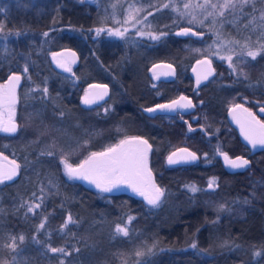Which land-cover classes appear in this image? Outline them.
Here are the masks:
<instances>
[{"label": "trees", "instance_id": "16d2710c", "mask_svg": "<svg viewBox=\"0 0 264 264\" xmlns=\"http://www.w3.org/2000/svg\"><path fill=\"white\" fill-rule=\"evenodd\" d=\"M188 1L150 4L152 31L165 35L136 44L105 39V33L95 40L93 30L106 32L111 22L103 24L85 0H0V83L22 75L17 131L0 133V153L20 167L15 180L0 182V264H264V152L250 155L227 121L231 106L256 109L264 102V52L247 62L237 80L223 63H214L215 79L193 94L188 71L198 59L196 50L212 41L211 21L205 27L187 24L170 5L161 7ZM261 9L255 2L233 15L248 21ZM160 15L165 18L156 21ZM183 28L204 37L178 35ZM234 28L219 26L220 37L243 40ZM68 48L80 61L72 74L55 70L50 60L52 52ZM161 61L176 66V80H152L149 69ZM93 83L108 85L110 97L84 106L82 96ZM182 93L200 101L195 132L178 119H151L142 111ZM134 136L152 144L151 169L164 190L157 205L102 192L64 174L62 155L75 166L91 152ZM179 148L195 152L197 162L169 166L167 157ZM219 152L251 158V166L229 174ZM210 181L217 190H208ZM69 215L71 222L62 227ZM118 224L128 236L116 231ZM12 238L15 248L8 246ZM52 247L64 252L53 253Z\"/></svg>", "mask_w": 264, "mask_h": 264}, {"label": "snow or ice", "instance_id": "6c2138e0", "mask_svg": "<svg viewBox=\"0 0 264 264\" xmlns=\"http://www.w3.org/2000/svg\"><path fill=\"white\" fill-rule=\"evenodd\" d=\"M249 3V0H226V2L221 5L223 8H230L233 11H242L244 6ZM187 7V5H185ZM213 9L217 7L216 4L211 5ZM221 16H223V12L219 13ZM151 15V13H149ZM208 15H212L211 12L208 13ZM146 19V17H145ZM195 19V17H193ZM255 19V18H253ZM261 20L264 21V14L261 16ZM127 23L128 21H124ZM139 22V21H137ZM202 23V21H201ZM264 27V25H261ZM2 28V26H0ZM96 35L99 36L104 29H96ZM121 31L119 28L114 30H108L109 36H117V37H124L125 32ZM189 33L192 35H202L198 32H193L191 28H183L178 35H185L187 36ZM138 35L141 36H149L152 40H158L161 36L165 35V33H160V35H156L152 32H146L143 30H138ZM17 36L21 35V33H16ZM43 35L45 37L48 36V32H44ZM219 39V35H218ZM215 43V41H214ZM229 45L233 44H239V41H229ZM221 44H223V41H221ZM244 49H247L246 55L248 57H251L253 60L256 59L258 55L261 54V52H264V44L260 46V48L256 50H252L251 47L248 46V44L241 45V51L238 55L239 60H243L244 57ZM229 52H232L235 54V49L232 47H229ZM196 51H199L197 49ZM57 54H53L55 57ZM75 56V53L72 54ZM221 59H225V57L221 56ZM227 60L229 61V66L232 67V55H228ZM74 62V61H73ZM197 63H203L209 66L208 72L204 75L203 79L207 80L208 76L212 74L211 69V61L208 59L204 60H198ZM57 64L64 68L65 71L71 72V68L67 66V61L61 62L57 61ZM158 67V66H153ZM168 68H171V65H167ZM25 73L28 72V65L25 64V67L23 69ZM233 71H235V68H233ZM174 72H165L163 75H173ZM160 74L154 73L153 78L159 79ZM21 81V76L17 74H12L8 77L6 84H0V103L6 105L8 107V110L10 112V116L8 121H0V131L7 132V133H15L17 131V124L13 122L12 116H14L15 113V104L17 102L16 97V87L19 85ZM199 83V80L197 81ZM90 87L94 88H100L103 89V95L107 94V85H90ZM43 92L47 93L48 89L47 87L43 88ZM102 98V95L101 97ZM182 101H185L182 103ZM83 102L85 104L92 103L93 101L88 98L87 95L83 98ZM194 105L192 101L184 96L181 95L178 99L171 100L168 103H159L156 104L154 107H148L145 108L144 111L147 113H157L164 112L165 110L168 111H178L180 109H190L193 108ZM241 105H235L232 109L233 112V119H236L238 123H240V120L238 116L235 114V110L237 108H240ZM245 112H247V109H244ZM264 111V109H262ZM249 116H251V113H249ZM258 123V122H257ZM242 131L245 133V138L250 141V143L255 146L257 144L264 145V133H262L259 137L252 134L250 131H245L244 125H241ZM261 129H264V124L260 125ZM189 131H192L191 126L189 125ZM151 145L149 144L148 140L143 139L139 136L137 137H131L128 139H123L119 142V144L115 146H110L104 151L100 152H91L89 156H87L85 159L81 160L78 164L73 166V164L68 162V159L66 156H61V163L64 165V174L69 180L72 179H82L85 181H89L90 183L94 184L96 188L100 189L102 192H111L113 189L118 188L120 185H127L132 189L133 192L139 194L140 196L144 197V199L147 201L149 205H157L160 201L161 196L164 194V190L157 186L153 180H152V173L148 168L147 164V154L148 151L151 149ZM219 151V149H217ZM179 153H187V156H179ZM48 155H53L51 151L47 153ZM70 154V153H69ZM221 155H223L226 163L234 168V169H242L245 168L249 161L247 159H244L243 157H236L235 159H232L228 156L226 152H221ZM198 157L195 152H190L187 148H181L177 151L172 152L167 157L168 164H176L179 162V160H196ZM6 159V157H5ZM15 165V162H12ZM19 167V165H15L10 171L6 173H0V182L3 180H11L13 176L16 175V169ZM213 186V182H209V187L211 188ZM190 190L192 192L198 191V189L192 185L189 186ZM35 195V194H34ZM35 208H40L41 205L39 203L35 204ZM221 210L225 208V205L219 206ZM29 212L33 211V207L28 208ZM46 219V218H45ZM72 217L71 215L68 216L67 220L65 221L64 225L62 227H67L68 223L71 222ZM128 220L131 221L132 217L129 216ZM44 223L42 222L39 227L44 228ZM116 231L118 233H122L123 236H128L129 232L127 227H121L119 224L116 226ZM13 239V243L11 245H8L9 247L15 248V238ZM20 241L24 240L23 236L19 237ZM195 244H193V248H195ZM51 252H64V249L62 248H50ZM137 255H140L138 252ZM255 257H260L261 252L257 251L254 253Z\"/></svg>", "mask_w": 264, "mask_h": 264}, {"label": "rangeland", "instance_id": "374dc122", "mask_svg": "<svg viewBox=\"0 0 264 264\" xmlns=\"http://www.w3.org/2000/svg\"><path fill=\"white\" fill-rule=\"evenodd\" d=\"M157 0H96L93 2V7L97 9V12L99 14V19L102 21L103 24H107L111 22L110 26L111 29L109 30H114L119 28L121 31H124L127 29L125 32V36L122 37H117V36H109L108 31L105 32V29L102 33H105L106 38H112L114 39H125L126 40H132V43H139L138 40H152L149 38V36H141L138 35L137 32L138 30H143L146 32H152V26H155V21L154 19L150 18L149 11H146V9L150 6V4H155ZM226 2V0H189L186 3H171L167 4L164 3L162 4V8L170 5L171 9L176 11L177 15L179 16L181 22L187 23V24H194L195 26L198 27H205V25L208 24V21H211L209 23V26H211L212 29V41H210L208 44H205L202 46L199 51L196 52V55L199 58L202 57H208L210 58L214 63H223L226 67H228L230 73L233 75L234 80H237L240 75H244L243 72L245 70V66L248 64V61H254L251 57H248L246 55L247 49H244V57L243 60L238 59V55L241 51V45L248 44L249 47L252 48V50H256L260 48L262 43H264V27L261 25H264V21L261 20L262 14H264V0H249L248 4H254L255 2H260L262 4V9H261V14L257 18L256 16L253 18H250L248 21H242L237 20V17L234 16L233 14L239 12V11H233L230 8H223L221 5H223ZM216 4L217 7L213 9L211 5ZM187 5V7H185ZM245 5V6H246ZM244 6V7H245ZM211 12L212 15H208V13ZM223 12V16H221L219 13ZM233 12V13H231ZM228 14V15H227ZM226 16V22L228 24L233 25L235 28V31L241 35L243 40L236 39L234 36L231 39H223L220 37L221 32L219 29V26L224 25L222 18ZM146 17V19H145ZM195 17V19H193ZM165 15H160L156 17V21L164 19ZM211 19V20H210ZM128 21L125 23L124 21ZM139 21V22H137ZM202 21V23H201ZM218 24H221L218 26ZM105 28V27H103ZM99 29V28H96ZM96 29L93 30L94 33H96ZM102 33L99 35L101 36ZM132 36H128L131 35ZM156 35H159L158 33H155ZM219 35V39H218ZM95 37H99L96 34L94 35ZM156 41V40H152ZM215 41V43H214ZM221 41H223V44H221ZM229 41H239V44H233L229 45ZM229 47H232L235 49V54L232 52H229ZM51 55V54H50ZM232 55V67L229 66V61L227 60V56ZM261 55V54H260ZM258 55L256 59L260 56ZM150 56H154V54L150 53ZM223 56L225 59H221L220 57ZM255 59V60H256ZM71 68L70 74L73 73L74 68L72 65H69ZM233 68H235V71H233ZM87 92V91H86ZM85 92V93H86ZM178 96V95H177ZM248 102V101H247ZM264 105V102L262 103ZM235 106V105H233ZM243 109H247L248 113H251L254 115V112L256 109L249 108V106L246 103L241 104ZM2 116L4 119H6L9 115L10 112L7 113L5 110H2ZM14 120L18 119V107L15 106V113L13 116ZM264 123V119L262 120ZM2 131H0L1 133ZM131 138V137H128ZM126 138V139H128ZM149 154H147V164L148 168L150 171L152 169L150 168L149 164ZM152 176L154 177L153 172ZM152 177V178H153ZM78 181H81L85 183L86 185L100 190L96 188V186L89 181H85L82 179H75ZM209 185V184H208ZM214 189L212 191L217 190V183L214 181L213 182ZM162 198V196H161ZM160 198V200H161ZM147 202V201H146ZM159 203V202H158ZM121 227H126V226H121ZM122 234V233H120Z\"/></svg>", "mask_w": 264, "mask_h": 264}, {"label": "water", "instance_id": "95a60500", "mask_svg": "<svg viewBox=\"0 0 264 264\" xmlns=\"http://www.w3.org/2000/svg\"><path fill=\"white\" fill-rule=\"evenodd\" d=\"M95 1L96 0H85V2H87V3H93ZM192 31L196 32L195 30H192ZM188 35L192 36L195 39H202L204 37L203 34L202 35H192L191 33H189ZM182 36L185 37V35H182ZM73 53H75V56L72 55ZM53 54H57V55L54 57ZM204 59H208V60L211 61V69L213 70L212 74L210 76H208L207 80L203 79V77L208 72L209 66L206 65V64H203V63H197L198 60H204ZM50 60H51V63H52V65H53L55 70H57L59 72H63V73H69L68 71H65L64 68L60 67L57 64V61H61V62L67 61V66L69 67L68 62H70L72 65H76V63L79 60V56H78V54L76 53V51L74 49L68 48V49H63V50H60V51L52 53L51 56H50ZM154 65L158 66V67H153ZM154 65L151 67V70H150L152 75H154V73L160 74L159 78H163V79L168 80V81H171V80L175 79L176 67L173 64H171L169 62H158V63H156ZM167 65H171V68H168ZM165 72H174V74L165 76V75H163V73H165ZM17 75H20V74H17ZM190 75H191V77L193 79V91L197 92V91L201 90L209 81H211L216 76L215 64L208 57L199 58L193 63V65H192V67L190 69ZM198 80H199V83H197ZM21 81H22V76H21ZM21 81H20V83H21ZM91 85H106V84L93 83ZM18 86L19 85H17V87H16L17 102H16L15 106H18V104H19V97H18V93H17ZM110 94H111V90H110V87L108 85H107V94L106 95H103V89L94 88V87H90L89 86L86 95L93 102L89 103V104H85L83 102V104L85 106H91L93 103L103 102V101H105L106 99H108L110 97ZM101 95H102V98H99V97H101ZM184 96H186V95H184ZM186 97H188V96H186ZM178 98H176V99H178ZM188 98L192 101V99L190 97H188ZM183 102H185V101H182V103ZM192 103L194 105L193 108L180 109L178 111L165 110L164 112H159L158 111L157 113H147V112L144 111L145 108L143 109V111L149 117H156V116H160V115H176L179 111H181L182 114H191V113L195 112V110H196V105L194 104L193 101H192ZM0 109H8V107L6 105L0 103ZM232 109H230L229 112H228V120H229V122H230V124L232 126H234L235 128L238 129L241 141L250 149L252 155H257V154H260V153L264 152V145L257 144L255 146H253L250 143V141L245 138V133H244V131H242V127H241V125L243 124L245 131H250L252 134H254L257 137H259L262 133H264V129L260 128V125L263 124V123L260 122L258 119L254 118L252 116H249V113L245 112L242 107L237 108L235 110V114L238 116V118L240 120V123H238L236 119H233ZM262 109H264V107L260 108V111H259V116L260 117H264V111H262ZM8 119H6V120L3 119L2 112L0 110V121L6 122V121H8ZM12 119H13V116H12ZM13 122H15L17 124V128H18V122L16 120H14V119H13ZM3 133H5V134H13V133H7V132H3ZM178 155L179 156H187V153H179ZM218 156H219V158L221 160V163H222L224 169L229 174L244 173L251 166V163H252L251 159L243 157L244 159H247L249 161V164L245 168L234 169V168L230 167L226 163L223 155H221V152L218 154ZM5 157H6V159H5ZM236 157H238V156H236ZM236 157H230V158L235 159ZM239 157H242V156H239ZM197 160H198V158L196 160H190V159L189 160H179V162L176 163V164L170 165V164H168V162H167V164L169 166H171V167H176V166L185 165V164H193V163H196ZM12 162H13L12 159H10L9 157H7V156L3 155L2 153H0V173H6V172L10 171L15 165H18L15 161H14L15 165ZM19 172H20V167H18L16 169V175L13 176V178L11 180H3V181H13V180H15L18 177ZM213 189H214V186H212L210 188L209 185H208V190L209 191H212ZM118 191H130L131 193H135L127 185H120L119 188H118Z\"/></svg>", "mask_w": 264, "mask_h": 264}, {"label": "flooded vegetation", "instance_id": "af4514ba", "mask_svg": "<svg viewBox=\"0 0 264 264\" xmlns=\"http://www.w3.org/2000/svg\"><path fill=\"white\" fill-rule=\"evenodd\" d=\"M95 40H97V37L95 38ZM63 50V49H62ZM58 51H60V50H58ZM55 52H57V51H55ZM52 53H54V52H52ZM51 53V54H52ZM51 56V55H50ZM79 60H78V62L76 63V65H72L70 62H68V64L69 65H72L73 66V68H76L78 65H79ZM161 62H165V61H161ZM158 63V62H157ZM170 63V62H169ZM156 64V63H155ZM172 64V63H171ZM154 65V64H153ZM152 65V66H153ZM174 65V64H173ZM151 66V67H152ZM175 66V65H174ZM151 67H150V69H149V72H150V70H151ZM176 67V66H175ZM191 69V68H190ZM190 69H189V71H188V74H189V78H190V82H191V86H192V93L193 94H195V93H197V92H200L201 90H199V91H197V92H195V91H193V79H192V77H191V75H190ZM21 75V74H20ZM150 75L152 76V80L154 81V82H156V83H158V82H161V81H163V82H172V81H174V80H176L177 78H178V71H177V68H176V76H175V79L174 80H171V81H168V80H165V79H163V78H159V79H154L153 78V76L154 75H152L151 74V72H150ZM22 76V75H21ZM215 79V77L211 80V81H209L207 84H209V83H211L213 80ZM6 82H7V80L4 82V83H0V84H6ZM22 83V82H21ZM21 83L19 84V86H18V91H17V93H18V97L20 98V88H21ZM206 84V85H207ZM205 85V86H206ZM90 86V85H89ZM89 86H88V88H89ZM204 86V87H205ZM203 87V88H204ZM88 88H87V90L86 91H88ZM85 91V92H86ZM87 93V92H86ZM86 93H84V95L82 96V99H81V103L83 104V98L85 97V95H86ZM188 93H190V92H188ZM181 95H186V96H188V97H190L191 99H192V101L194 102V104L196 105V110H195V112H193V113H191V114H182L181 113V111H179L176 115H160V116H156V117H149V116H147L145 113H144V111H143V109L144 108H142V111H143V113L147 116V117H149V118H151V119H154V118H157V117H164V118H167L168 120H175V119H178L180 122H184L185 124H186V126L189 128V125L191 126V128H192V131H197L198 130V126H197V120H198V118L194 115L195 113H196V111H197V106H198V102H200V101H198V99H197V97L194 95H190V94H184V93H182V94H180V95H178V96H176V97H174V98H172V99H170V100H168V101H166V102H163V103H167V102H169V101H171V100H174V99H176V98H178V97H180ZM245 101V100H244ZM99 104H101V102L100 103H93L90 107H93V106H96V105H99ZM84 105V104H83ZM238 105H241V104H238ZM85 106V105H84ZM155 106V105H154ZM154 106H150V107H154ZM242 107V106H241ZM261 107H264V105L263 104H258V106H257V108H256V110H255V112H254V115L253 114H251V116L252 117H254V118H256V119H258L260 122H262L263 123V119H264V117H260L259 116V111H260V108ZM145 108H148V107H145ZM232 108H234V106H231L229 109H228V111H227V121H228V123L230 124V122H229V120H228V112H229V110L230 109H232ZM243 108V107H242ZM249 108H251V107H249ZM2 110H5V112H7V113H9V110L8 109H2ZM2 112V111H1ZM248 113V112H247ZM10 116V115H9ZM9 116L6 118V119H8L9 118ZM4 119V118H3ZM6 119H4V120H6ZM196 124V125H195ZM264 124V123H263ZM230 126L236 131V133L238 134V136H239V138H240V134H239V131H238V129L237 128H235L234 126H232L231 124H230ZM134 137H137V136H134ZM139 137H141V136H139ZM141 138H143V139H146V140H148L147 138H145V137H141ZM241 140V139H240ZM148 142H149V144L152 146V144L150 143V141L148 140ZM248 148V147H247ZM179 149H181V148H179ZM249 149V148H248ZM178 150V149H177ZM177 150H175V151H177ZM189 150V149H188ZM189 151H191V150H189ZM249 151H250V149H249ZM148 152H150V154H149V164H150V158H151V153H152V147H151V149L148 151ZM174 152V151H173ZM192 152V151H191ZM220 153V152H219ZM170 155V154H169ZM250 155H252L251 154V151H250ZM258 155V154H257ZM198 157V156H197ZM231 157V156H230ZM236 157V156H235ZM247 158V157H246ZM249 159H251V158H249ZM185 165H188V164H185ZM180 166H182V165H180ZM150 168H151V164H150ZM152 172V171H151ZM153 177V176H152ZM152 180H153V182L157 185V186H159L156 182H155V179H154V177L152 178ZM119 188V187H118ZM118 188H116V189H113V191H111L110 193H115V194H128V195H130V196H133V197H137V198H140V199H143V200H145L144 199V197H142V196H140L139 194H137V193H131L130 191H118ZM146 201V200H145Z\"/></svg>", "mask_w": 264, "mask_h": 264}]
</instances>
